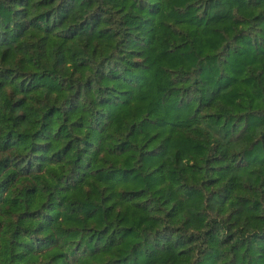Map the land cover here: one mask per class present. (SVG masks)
I'll use <instances>...</instances> for the list:
<instances>
[{
  "label": "trees",
  "instance_id": "trees-1",
  "mask_svg": "<svg viewBox=\"0 0 264 264\" xmlns=\"http://www.w3.org/2000/svg\"><path fill=\"white\" fill-rule=\"evenodd\" d=\"M0 264H264V0H0Z\"/></svg>",
  "mask_w": 264,
  "mask_h": 264
}]
</instances>
